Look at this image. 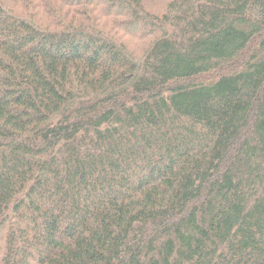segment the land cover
<instances>
[{
    "label": "trees",
    "instance_id": "trees-1",
    "mask_svg": "<svg viewBox=\"0 0 264 264\" xmlns=\"http://www.w3.org/2000/svg\"><path fill=\"white\" fill-rule=\"evenodd\" d=\"M0 264H264V0H0Z\"/></svg>",
    "mask_w": 264,
    "mask_h": 264
},
{
    "label": "rangeland",
    "instance_id": "rangeland-1",
    "mask_svg": "<svg viewBox=\"0 0 264 264\" xmlns=\"http://www.w3.org/2000/svg\"><path fill=\"white\" fill-rule=\"evenodd\" d=\"M150 1H152V0H150ZM150 4L151 3L148 2V5H150ZM150 8H152V7L150 6ZM131 43H135V45H141L143 42H139V41L132 40Z\"/></svg>",
    "mask_w": 264,
    "mask_h": 264
}]
</instances>
